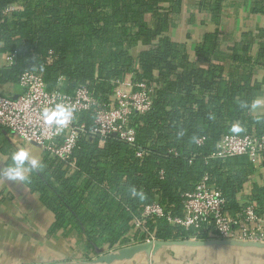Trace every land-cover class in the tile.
I'll return each instance as SVG.
<instances>
[{
    "label": "trees",
    "instance_id": "1",
    "mask_svg": "<svg viewBox=\"0 0 264 264\" xmlns=\"http://www.w3.org/2000/svg\"><path fill=\"white\" fill-rule=\"evenodd\" d=\"M221 1L200 0L197 8L218 19ZM182 3L0 0V54L16 53L15 65L0 69V85L17 83L22 72L32 70L50 90L73 94L86 85L103 103L114 94L117 80L159 86L151 110L129 117L134 145L115 135H81L66 162L44 152L39 167L29 168L26 185L54 215L49 233L77 232L87 254L143 239L133 219L153 201L181 214L182 194L206 173L230 209L240 208L237 194L251 168L248 156H208L217 152L224 135L264 133V114L254 113L264 84L256 78L264 70V40L253 53L252 32L244 33L226 55L215 31L190 54L170 35ZM12 4L19 9L4 14ZM250 9L264 14V0H251ZM81 119L92 126L91 114ZM203 136L204 144L198 145ZM133 188L142 195H133ZM148 225L162 240L196 235L165 217Z\"/></svg>",
    "mask_w": 264,
    "mask_h": 264
},
{
    "label": "crops",
    "instance_id": "2",
    "mask_svg": "<svg viewBox=\"0 0 264 264\" xmlns=\"http://www.w3.org/2000/svg\"><path fill=\"white\" fill-rule=\"evenodd\" d=\"M199 1L183 0L178 22L170 30L172 39L186 44L190 54L205 34L215 31L220 50L226 55L244 33L252 32L253 53L264 40V14L251 12V0H222L218 19L198 9ZM256 75L264 80V70ZM0 91L16 95L21 89L18 83L5 82ZM254 105L255 114H264V84ZM19 149L26 150L39 164L44 157L39 146L24 144L0 127V169L12 163V154ZM248 161L251 168L237 202L239 206L252 202L264 212V156L256 161L248 157ZM29 172L26 167L25 175ZM53 221V213L25 180H11L0 172V264H264V247L216 239H170L159 241L158 246L131 241L87 254L77 232L51 235Z\"/></svg>",
    "mask_w": 264,
    "mask_h": 264
},
{
    "label": "built area",
    "instance_id": "3",
    "mask_svg": "<svg viewBox=\"0 0 264 264\" xmlns=\"http://www.w3.org/2000/svg\"><path fill=\"white\" fill-rule=\"evenodd\" d=\"M18 9L19 6L12 4L3 12L7 14ZM15 63L16 53L0 54V69L12 68ZM17 83L21 89L18 94L0 92V127L10 131L24 144L37 145L62 162L69 159L81 135H115L134 145L136 132L129 125V117L151 110L159 88L144 81L117 80L114 94L103 103L97 93L86 85H80L73 94L59 87L50 90L42 76L32 70L22 72ZM58 106L71 112V119L66 125L50 124L44 120V110L54 111ZM84 113L93 116L92 126L81 119ZM205 140L206 137H200L197 144L203 145ZM170 152L177 154L175 149ZM138 154L142 156V152ZM240 155H247L254 161L263 157L264 133L224 135L217 145V152L208 157L225 159ZM160 175H164L163 169ZM182 198L181 214L167 211L159 201L145 205L133 219L135 228L145 236L143 239L132 238L131 241L151 244L162 241L155 231L149 230L148 224L165 217L170 225L196 230V235L191 238L264 247V213L252 202L241 204L233 212L222 191L211 182L209 174H204L191 190L182 194Z\"/></svg>",
    "mask_w": 264,
    "mask_h": 264
},
{
    "label": "clouds",
    "instance_id": "4",
    "mask_svg": "<svg viewBox=\"0 0 264 264\" xmlns=\"http://www.w3.org/2000/svg\"><path fill=\"white\" fill-rule=\"evenodd\" d=\"M42 115L47 123H55L60 126L66 125L71 119L70 110L64 108L63 106H58L54 111L45 109ZM11 159L12 163L9 166L4 169H0V172L11 180L24 181L27 179L25 175L26 167L31 169L39 167V162L24 149H19L14 152ZM132 194L142 195V193H138L135 188L132 189Z\"/></svg>",
    "mask_w": 264,
    "mask_h": 264
},
{
    "label": "water",
    "instance_id": "5",
    "mask_svg": "<svg viewBox=\"0 0 264 264\" xmlns=\"http://www.w3.org/2000/svg\"><path fill=\"white\" fill-rule=\"evenodd\" d=\"M158 244H160V242L156 243L155 245L158 246Z\"/></svg>",
    "mask_w": 264,
    "mask_h": 264
}]
</instances>
